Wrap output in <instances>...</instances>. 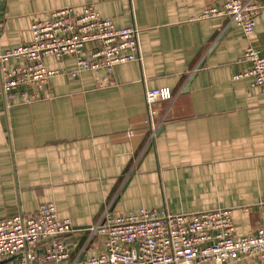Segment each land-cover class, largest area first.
Segmentation results:
<instances>
[{"label":"crops","instance_id":"1","mask_svg":"<svg viewBox=\"0 0 264 264\" xmlns=\"http://www.w3.org/2000/svg\"><path fill=\"white\" fill-rule=\"evenodd\" d=\"M254 1L264 7V0ZM210 5L0 0V54L29 42L30 25L58 9L90 7L117 28H137L138 58L109 74L82 71L72 78L74 58H44L63 74L31 103L23 96L33 93L27 86L4 100L2 72L20 62L0 63V219L53 203L75 230L40 240L35 253L54 239L68 248L63 264L102 252L103 238L86 244L79 229L95 224L107 207L121 216L140 208L171 215L224 209L237 236L255 233L264 197V95L249 77L234 76L249 68L239 62L248 47L264 57V8L246 37L228 19L203 17ZM161 88L173 99L157 102L148 122L145 92Z\"/></svg>","mask_w":264,"mask_h":264},{"label":"built area","instance_id":"2","mask_svg":"<svg viewBox=\"0 0 264 264\" xmlns=\"http://www.w3.org/2000/svg\"><path fill=\"white\" fill-rule=\"evenodd\" d=\"M203 17H221L238 26L250 36L262 8L254 0H210ZM30 41L0 54V63L9 60L20 64L2 73L3 98L8 103L20 86L33 93L24 96L26 103L40 99L52 77L63 74L61 69H49L44 58H74L75 78L82 71H106L117 64L138 58L137 28H117L110 19L101 18L92 8H64L52 11L46 21L30 25ZM92 44L90 48L86 45ZM89 49V50H86ZM249 68L234 79L249 77L251 86L264 95V57L248 47L239 59ZM109 77L103 78L108 83ZM167 88L145 92L148 122L156 115L154 105L171 101ZM157 127L151 129V136ZM259 222L255 233L237 236L229 210L218 209L197 214L171 215L165 211L140 208L126 215H114L105 208L95 224L79 229L87 234V243L103 238V251L85 258L79 264H224L252 259L264 264V197L257 204ZM74 227L69 219L57 215L53 203H45L31 215L19 214L0 219V262L5 264H63L68 248L53 240L44 253L34 246L40 240L68 236ZM75 264V263H72Z\"/></svg>","mask_w":264,"mask_h":264},{"label":"water","instance_id":"3","mask_svg":"<svg viewBox=\"0 0 264 264\" xmlns=\"http://www.w3.org/2000/svg\"><path fill=\"white\" fill-rule=\"evenodd\" d=\"M11 260H13V258H9V259H7V260H5V261H1L0 264H5V263H7V262H10Z\"/></svg>","mask_w":264,"mask_h":264}]
</instances>
